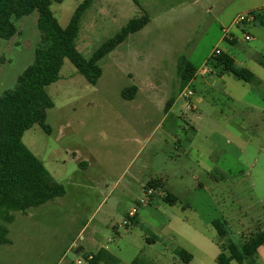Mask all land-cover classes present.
I'll use <instances>...</instances> for the list:
<instances>
[{"label": "rangeland", "instance_id": "374dc122", "mask_svg": "<svg viewBox=\"0 0 264 264\" xmlns=\"http://www.w3.org/2000/svg\"><path fill=\"white\" fill-rule=\"evenodd\" d=\"M83 1L53 2L62 27ZM263 7L264 0L94 2L77 37L88 59L130 20L146 14L150 22L99 62L96 85L66 59L60 79L46 88L54 102L46 120L51 134L35 125L23 143L66 194L30 209L26 214L33 219L14 213L15 222L7 225L13 243L0 245V264H91L89 252L76 251L81 245L94 254L100 246L119 247V264H129L138 252L140 264H217L228 240L240 242L264 229V67L258 63L264 58V26H233L238 14ZM37 23L34 12L15 20L12 39L0 38V97L33 63L41 43ZM229 33L235 44L228 42ZM216 49L255 78L243 81L223 72L214 63ZM183 57L195 70L187 86L178 74ZM133 86L135 98L124 99ZM187 90L194 92L192 109L183 97ZM159 179L163 186L154 202L139 206L137 219L125 226L144 187ZM167 193L177 203L165 204ZM97 208L96 221L82 232L85 217ZM214 222L225 227L226 237L218 236ZM155 236L156 243L148 242ZM178 251L192 260L185 262ZM255 262L264 264V246Z\"/></svg>", "mask_w": 264, "mask_h": 264}, {"label": "trees", "instance_id": "16d2710c", "mask_svg": "<svg viewBox=\"0 0 264 264\" xmlns=\"http://www.w3.org/2000/svg\"><path fill=\"white\" fill-rule=\"evenodd\" d=\"M62 0H0V38L12 39L17 33L15 20L38 13V29L41 43L35 50L34 61L18 77L14 89L6 91L0 97V245L11 244L8 227L14 221V213L26 214L30 209L45 205L66 194L63 184L58 183L43 162L23 143V135L33 126H40L47 134L51 128L46 123L48 111L54 102L47 94L46 88L60 79V72L68 59L78 73L91 84L96 85L102 75L99 62L128 36L137 33L150 22L148 15L132 19L114 38L103 44L91 58H86L78 50L77 37L82 16L96 1L84 0L76 9L67 27H62L54 16L53 2ZM257 23L264 26V12L256 16ZM228 40V39H227ZM229 43L235 44L228 40ZM214 63L223 72L231 73L239 80L252 81L255 75L246 69L239 70L233 57L222 52L216 56ZM264 67V58L258 60ZM195 70L180 58L178 74L183 85L187 86ZM138 88L133 86L123 92L126 100H133ZM172 100L167 104L169 109ZM86 167V163L80 164ZM161 180L150 181L145 187L158 190ZM165 204L173 205L178 198L170 193L163 197ZM218 236L227 235L220 222H214ZM264 246V229H258L240 242L228 240L220 246L221 252L217 264H256L259 249ZM184 261L189 263L192 256L185 251H178ZM140 262V260H137ZM134 264H140L135 262Z\"/></svg>", "mask_w": 264, "mask_h": 264}, {"label": "crops", "instance_id": "0c3cea01", "mask_svg": "<svg viewBox=\"0 0 264 264\" xmlns=\"http://www.w3.org/2000/svg\"><path fill=\"white\" fill-rule=\"evenodd\" d=\"M88 169H89V166H87L86 165V167H84V170L83 171H88ZM88 187L90 186V185H87ZM84 187H86L85 185H84ZM90 188H92L93 190H95L96 191V193H98V191H99V188L97 187V186H92V187H90ZM50 203V202H49ZM44 206V205H43ZM99 208V207H98ZM98 208L96 209V210H94V211H91L89 214H87V217H85V219H86V223H85V225H84V228L82 229V232H84L85 230H88L89 229V227H90V225H93V223L96 221V213H97V210H98ZM138 214V213H137ZM22 217L26 220V219H33L34 218V216H32V215H28V214H22ZM137 217H138V215H136L134 218H132V220H136L137 219ZM16 219V218H15ZM27 221V220H26ZM13 222H15V220L13 221ZM106 230H107V234H110L111 233V231H110V229H109V227L108 226H106ZM114 232H115V235H119V232H118V230L116 229V228H114V230H113ZM81 232V233H82ZM111 235V234H110ZM92 237H95V233H93L92 232V235H91ZM94 239L95 238H90V240H89V242L90 243H92L93 241H94ZM82 240H85L86 241V239H84L83 237H82ZM159 240V237L158 236H155L154 237V239L152 240H148V242H150V243H156L157 241ZM12 241V240H11ZM113 241L114 242H116V238H113ZM12 243H13V241H12ZM263 247V246H262ZM88 249H86L85 247H83L82 245L81 246H79V247H77V250L76 251H78V252H82V253H87V252H89V253H87L86 254V256H87V259L89 260V257L90 256H92L93 257V259L92 260H89V262L91 263V264H99V262L101 261V256L103 255L104 257V261L105 262H107V260L108 259H110V257L112 258V259H114L115 260V264H119V254H118V252L120 251V249H119V247H115V248H113V250L111 249V247L110 248H108L107 246H100V247H98V249H97V251H99L97 254H94V252L93 251H87ZM261 250V248L259 249V251ZM102 254V255H101ZM139 254V252L135 255V257H133V259H131V261H130V263L129 264H134L135 262H138L139 263V261H137V260H139L137 257L139 256L138 255ZM103 261V262H104ZM60 263H58V264H62V261L60 260L59 261ZM80 262V263H79ZM103 263V264H107V263ZM76 264H82V262L80 261V260H78L77 261V263Z\"/></svg>", "mask_w": 264, "mask_h": 264}, {"label": "built area", "instance_id": "2783aa9c", "mask_svg": "<svg viewBox=\"0 0 264 264\" xmlns=\"http://www.w3.org/2000/svg\"><path fill=\"white\" fill-rule=\"evenodd\" d=\"M264 12V7L259 10V11H247L244 13H240L237 15V17L235 18L234 22H233V26L237 27V28H241L242 30L246 29L247 27L253 26L257 23V19L256 16L258 13H262ZM229 40L234 39L232 35H230V33L227 35L226 37ZM252 39L251 35L249 33H245L244 35V40L245 41H250ZM222 53L221 50L216 49L214 54L216 56L220 55ZM194 96V92L191 90H187L184 94L183 97L186 100V107L188 109H192L193 108V104H192V97ZM157 190L154 188H147L144 191V197L140 200V202L138 203V206L136 208H133L129 214H128V219H126L124 221V225L128 226L130 224V220L132 218H134L137 213H138V207L139 206H143V205H147L150 204L152 202H154L153 198L156 194ZM93 257L90 256L89 260H92ZM80 263V262H79Z\"/></svg>", "mask_w": 264, "mask_h": 264}]
</instances>
